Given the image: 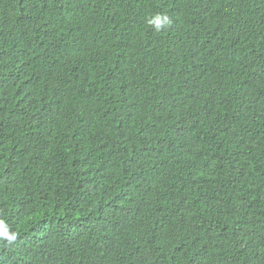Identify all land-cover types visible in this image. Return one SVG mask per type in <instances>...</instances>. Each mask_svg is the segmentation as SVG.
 <instances>
[{"label":"trees","instance_id":"16d2710c","mask_svg":"<svg viewBox=\"0 0 264 264\" xmlns=\"http://www.w3.org/2000/svg\"><path fill=\"white\" fill-rule=\"evenodd\" d=\"M192 1L0 0V119L25 113L19 143L0 138L10 264H264V164L247 157L264 143V0L168 10L170 35L146 23ZM94 45L111 64L90 86Z\"/></svg>","mask_w":264,"mask_h":264},{"label":"clouds","instance_id":"9594fccd","mask_svg":"<svg viewBox=\"0 0 264 264\" xmlns=\"http://www.w3.org/2000/svg\"><path fill=\"white\" fill-rule=\"evenodd\" d=\"M216 0H193L190 2L187 7L180 11L172 5L168 7L166 10L156 12L152 15H146L145 20L146 23L151 26L156 32H164L167 35L174 33L179 23L176 20L175 15L168 11L173 10L179 16H199L207 11L209 7H211ZM94 51H89L80 61L81 62V72L78 74L83 77L86 81L87 85L93 86L94 82L100 78L101 73L107 74L109 70V63L111 61L109 57L106 58L103 50L98 45H94ZM226 56L221 57L219 59H208L201 58L198 60V67L206 72H211L213 70H217L221 66H223L226 62H228ZM35 73H28L29 76ZM34 77H27L26 79H32ZM24 112L14 111L4 114V118L0 119V138L3 137L2 142H8L13 144H18V139L13 136L11 133V127L20 120L21 117H24ZM262 137H264V132L262 133ZM247 157L249 162L251 163V154L256 157V163L262 162L264 164V159L262 157V153L264 154V143L260 142L254 148H252ZM261 164V165H262ZM248 182H245V186L241 188L242 198L246 201L250 196H254V188L252 180H249V177L246 178ZM63 181V167L57 166L56 168V178L54 180V186L57 190L59 189L61 183ZM246 194V196L244 195ZM62 196V195H61ZM59 196L58 199L61 197ZM14 215L11 213L10 219H8L4 213V211L0 210V264H10L11 258L8 253L14 252L20 246L21 242V232L20 227L14 225ZM107 251V243L103 240L98 243L95 248L89 252L86 256H91L87 259H101Z\"/></svg>","mask_w":264,"mask_h":264}]
</instances>
